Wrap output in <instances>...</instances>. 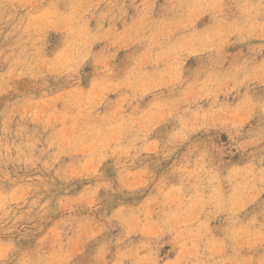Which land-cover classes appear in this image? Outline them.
<instances>
[{
  "label": "rangeland",
  "instance_id": "obj_1",
  "mask_svg": "<svg viewBox=\"0 0 264 264\" xmlns=\"http://www.w3.org/2000/svg\"><path fill=\"white\" fill-rule=\"evenodd\" d=\"M0 264H264V0H0Z\"/></svg>",
  "mask_w": 264,
  "mask_h": 264
}]
</instances>
